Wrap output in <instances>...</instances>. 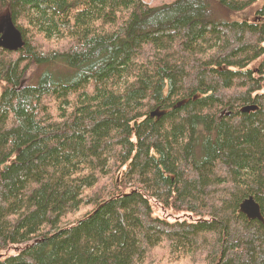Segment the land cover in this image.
Instances as JSON below:
<instances>
[{"label": "trees", "instance_id": "1", "mask_svg": "<svg viewBox=\"0 0 264 264\" xmlns=\"http://www.w3.org/2000/svg\"><path fill=\"white\" fill-rule=\"evenodd\" d=\"M2 9L0 264H264V0Z\"/></svg>", "mask_w": 264, "mask_h": 264}, {"label": "rangeland", "instance_id": "2", "mask_svg": "<svg viewBox=\"0 0 264 264\" xmlns=\"http://www.w3.org/2000/svg\"><path fill=\"white\" fill-rule=\"evenodd\" d=\"M142 1L145 2L146 4L150 5V6H160L163 4L171 3L174 0H142ZM258 4L261 5V2ZM257 8H258V6H253V7L249 8L245 13L238 14L234 18H236V19L249 18L250 20H252L255 17V13H256ZM0 13H3V12L0 11ZM231 17H233V15ZM34 77H35V73L33 71H29L28 73H26V75L22 79V86H25V84L32 82L34 80L33 79ZM162 209L163 210H161V212H159L156 210V207L154 205V208H153L154 215L164 217L170 221L175 220L176 218L183 216L182 213H176V212H173L172 210H168V209H164V208H162Z\"/></svg>", "mask_w": 264, "mask_h": 264}, {"label": "flooded vegetation", "instance_id": "3", "mask_svg": "<svg viewBox=\"0 0 264 264\" xmlns=\"http://www.w3.org/2000/svg\"><path fill=\"white\" fill-rule=\"evenodd\" d=\"M0 11L3 12L0 13V47L3 49L16 50L18 47H16L15 34H20L17 29L9 26V24H11L9 10L2 9Z\"/></svg>", "mask_w": 264, "mask_h": 264}, {"label": "water", "instance_id": "4", "mask_svg": "<svg viewBox=\"0 0 264 264\" xmlns=\"http://www.w3.org/2000/svg\"><path fill=\"white\" fill-rule=\"evenodd\" d=\"M15 41H16V47H21V41H20V35H18V34H15ZM156 114H158V112H153L152 113V115H156ZM250 201H252V200H250ZM250 205H251V207H254V205L252 204V203H249ZM250 205H246V210H248L249 208H250ZM252 209H254V208H252ZM252 212H254V210H252Z\"/></svg>", "mask_w": 264, "mask_h": 264}, {"label": "bare ground", "instance_id": "5", "mask_svg": "<svg viewBox=\"0 0 264 264\" xmlns=\"http://www.w3.org/2000/svg\"><path fill=\"white\" fill-rule=\"evenodd\" d=\"M13 35V34H12Z\"/></svg>", "mask_w": 264, "mask_h": 264}]
</instances>
